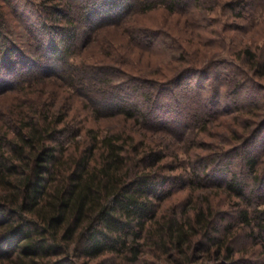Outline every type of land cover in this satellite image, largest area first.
Masks as SVG:
<instances>
[{"label":"trees","instance_id":"1","mask_svg":"<svg viewBox=\"0 0 264 264\" xmlns=\"http://www.w3.org/2000/svg\"><path fill=\"white\" fill-rule=\"evenodd\" d=\"M227 1L231 12L247 17L251 0ZM21 5L26 6L25 13L32 21L24 19L28 20L23 23L26 32L32 36L38 29L49 34L51 43L46 51L59 62L49 69V75L73 89L95 115H121L144 129L181 136L203 130L220 115L231 113L227 105L207 100L211 95L220 98V88L206 94L205 86L197 85L194 90L185 89L181 98L178 92L164 102V96L175 87L173 83H180L182 75L207 81L225 73L228 76V72L234 75L245 67L255 68L257 76H264L260 52L250 45L235 52L238 64L231 58L215 59L203 69L188 67L177 72L178 81H172L167 71H161L158 79H146L112 72L104 66L69 62L68 52L84 23L100 18L122 20L132 12L158 7L169 14L191 15L201 8L202 0H11L8 4L15 11ZM18 18L23 20L20 14ZM61 19L66 21L64 25L59 24ZM7 22V16L0 14V70L5 74L20 72L24 61H29L10 39ZM131 37L134 47L151 49L161 35L134 29ZM64 44V49L54 50L55 45ZM178 47L182 50V45ZM231 79L228 103L234 110L246 111L262 101L259 97L249 101L252 92L257 96L254 85L245 92V84ZM187 91L196 98L190 100ZM171 104L185 110L178 130L155 122V118H163ZM42 105L44 108L45 103ZM20 107V111L17 107L5 114L7 124L0 131V264H71L69 257L95 260L105 255L139 264L146 246L156 252L157 258L162 260L164 256L166 262L176 264L191 262L193 256L188 253L195 247L208 255L222 256L228 264H248L245 258H234L236 251L229 244L235 237L231 239L230 235L242 229H248L246 236L261 241L264 254V209L258 208L264 203V177L257 172L259 155L254 148H248L249 142L248 147L239 150L228 148L222 153L214 152L212 157L194 160L189 175L167 173L163 169L175 171L180 163L163 162L166 155L152 146L144 147L145 152L140 154L142 141L131 134L125 138L119 132L94 134L88 145L70 149L65 139H76L82 128H66L64 115L55 118L45 108L41 111L28 104ZM238 158L239 164L235 165ZM233 166L243 169L242 177V170L237 172ZM200 168L202 178L207 180L222 175L220 182L210 186L222 188L237 202L217 207L205 198L203 202L189 200L180 211H161L175 187L205 185L200 184Z\"/></svg>","mask_w":264,"mask_h":264},{"label":"rangeland","instance_id":"2","mask_svg":"<svg viewBox=\"0 0 264 264\" xmlns=\"http://www.w3.org/2000/svg\"><path fill=\"white\" fill-rule=\"evenodd\" d=\"M10 1L0 0V14L7 16L11 33L10 39L19 46V51L29 61H24V67L19 69L20 72L5 74V71L0 70V79L3 80V83H0V131L6 127V113L17 110V107L20 111V106L28 104L41 111H44L45 108L49 114H54L55 118L64 115L65 123L68 124L66 128L72 127L73 130L82 128L76 139L70 137L65 139L66 145L69 144L70 149L88 145L91 142L89 137L94 134L104 135L110 132H119L123 138L127 134H131L137 138L136 140L142 141L143 146L139 148L140 154L145 152L144 147L152 146L153 150L166 155L163 162L176 160L180 163L179 169L172 172L163 169L164 172H187L188 174L194 160L206 156L212 157L214 152L222 153L228 148L239 150L245 145L246 147L251 145L248 148H254L253 150L259 155L257 172L261 178L264 177V76H257L256 74L259 72L257 70L253 72L255 68L244 67L243 69L239 68L234 75L228 72V76L225 73L221 78H211L207 81L187 79L182 75L179 83L177 73L188 67L203 69L215 59L231 58L233 61L235 52L245 45H250L251 48L260 52L263 62L264 0H251L248 18L238 17L234 12H231L225 4L228 2L227 0H202L201 8L197 7L191 15L169 14L163 7H158L143 13L132 12L125 15L122 20L100 18L97 22L84 23L83 27H80L74 47L70 48L68 52L69 62L87 66H104L112 72L115 70L136 74L146 79H158L161 71H167L168 75L172 76L170 79L178 82L173 83L172 86L175 87L172 90H168L169 93L164 96L166 98H164V102L170 101L172 96L178 92L181 98L185 89L194 90L197 85L205 86L203 88L206 94H210L214 88L216 90L220 88V98L211 95V99V96L207 95V100L210 99V103L215 100V102H221L222 106L227 105L226 108H229L227 112L231 110V113L220 115L217 120L210 122L203 130L190 131L181 136H176L168 131L144 129L132 120L127 121L121 115L104 117L95 115L86 101L76 95L73 89L68 88L62 80L49 75V69L58 65L59 62L55 60V56L51 57L49 51H46V47L51 43L48 39V32L42 33L36 28L37 31L34 32V35L30 36L23 26L25 21L32 22L25 13L26 6L21 5L20 9L15 11V7L8 6ZM33 1L39 3V0ZM249 1L247 0V2ZM19 14L23 20L18 18ZM65 22L61 19L59 24L64 25ZM134 29L149 30L161 37L151 45L153 46L151 49H140L134 47L132 42L131 33ZM179 45H182V50L179 49ZM65 46V44L64 46L55 45L54 50L59 51ZM54 52L57 55L58 52ZM233 63L235 62L233 61ZM235 64L238 62L236 61ZM6 72L8 71L6 70ZM231 77L235 82L245 84L243 86L245 92L250 91V86L254 85L257 96L255 97L252 92L249 95V101L251 99L254 102L258 97L262 101L252 108L250 106L245 109L246 111L234 110L228 103L232 92ZM14 86H16L14 90L10 88ZM185 93L188 94L190 100L196 98L190 91ZM42 103H45L44 108H41ZM182 106L188 107L184 103ZM165 110L166 114L163 118H155V122H164L172 130H178L180 122L183 121L182 115L185 110H181L173 104ZM248 142L249 145H247ZM234 164H239V158L234 160ZM234 166L233 170L234 168L237 172L242 170L240 174L242 177L243 169H237ZM200 171L201 168L198 173L201 178L200 184L205 182V185L202 187L200 185L175 187L170 197L163 202L161 211L165 213L180 211L189 200L203 202L205 198L212 200L217 207H225L224 204L228 201L237 202V199L225 194L222 188L210 186V184L219 181L223 177L222 175L211 176L207 180L205 177L202 178ZM262 191L264 192V185ZM256 204L257 201L251 207H255ZM258 208L264 209V203ZM246 234H248V229L234 231L230 235L231 239L235 236L229 241L236 251L234 258H245V261L249 260L248 264L251 262L264 264L261 241L255 237L250 238ZM143 252L139 264H176L170 261L166 262L164 256L162 260L157 258L156 252L154 253L148 246L144 247ZM188 254L192 255L193 259L187 264H228L222 256L208 255L197 247L191 248ZM69 258L71 264H128L120 258L110 255L95 260Z\"/></svg>","mask_w":264,"mask_h":264}]
</instances>
